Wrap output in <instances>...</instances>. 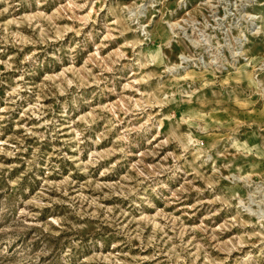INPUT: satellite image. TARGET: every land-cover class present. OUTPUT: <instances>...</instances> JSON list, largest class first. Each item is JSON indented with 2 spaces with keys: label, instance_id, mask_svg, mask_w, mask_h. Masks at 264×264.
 I'll use <instances>...</instances> for the list:
<instances>
[{
  "label": "rangeland",
  "instance_id": "obj_1",
  "mask_svg": "<svg viewBox=\"0 0 264 264\" xmlns=\"http://www.w3.org/2000/svg\"><path fill=\"white\" fill-rule=\"evenodd\" d=\"M0 264H264V0H0Z\"/></svg>",
  "mask_w": 264,
  "mask_h": 264
}]
</instances>
